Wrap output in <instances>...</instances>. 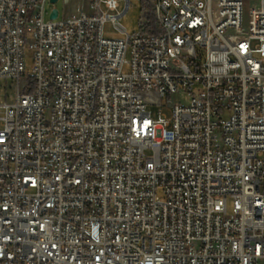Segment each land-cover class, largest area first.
Returning a JSON list of instances; mask_svg holds the SVG:
<instances>
[{
  "label": "built area",
  "instance_id": "2783aa9c",
  "mask_svg": "<svg viewBox=\"0 0 264 264\" xmlns=\"http://www.w3.org/2000/svg\"><path fill=\"white\" fill-rule=\"evenodd\" d=\"M88 1L0 0V264H264V0Z\"/></svg>",
  "mask_w": 264,
  "mask_h": 264
},
{
  "label": "rangeland",
  "instance_id": "374dc122",
  "mask_svg": "<svg viewBox=\"0 0 264 264\" xmlns=\"http://www.w3.org/2000/svg\"><path fill=\"white\" fill-rule=\"evenodd\" d=\"M253 2V1H252ZM250 2V3H252ZM249 3V4H250ZM121 9L120 12H123L125 9V2L123 0H120ZM57 9L59 11V17L55 20V22H62L67 15H72L74 12L71 11L70 7L65 6L64 0H58L56 4H51L50 0H48L46 5V15L45 20L50 21V15L51 12ZM143 9L142 1L141 0H131V7L127 14L121 18L118 22L126 28V31L128 34L133 35L138 31V20L141 14V10ZM103 10L105 13H108V11L103 7ZM248 24V15H245L244 19V26L247 28ZM104 36L106 38L111 39H123L126 37V35L119 33L112 22H106L104 25ZM32 54L29 51L28 48H26V58H27V64L31 65V58ZM13 84L10 82H3L0 81V105H4L6 103H11L13 101L14 97V91H13ZM174 103L182 102L184 104L189 103V98L187 95H176L173 97ZM148 111L151 112V117L153 119H157L160 115L161 108L160 107H149ZM165 114L170 115L169 110H164ZM230 112L224 113L225 118H229Z\"/></svg>",
  "mask_w": 264,
  "mask_h": 264
},
{
  "label": "crops",
  "instance_id": "0c3cea01",
  "mask_svg": "<svg viewBox=\"0 0 264 264\" xmlns=\"http://www.w3.org/2000/svg\"><path fill=\"white\" fill-rule=\"evenodd\" d=\"M89 1L88 0H69L68 4L65 6L70 7L71 11L74 12V14L81 13L82 11H85L88 9ZM69 18V15L66 16V19ZM63 20V21H64Z\"/></svg>",
  "mask_w": 264,
  "mask_h": 264
},
{
  "label": "water",
  "instance_id": "95a60500",
  "mask_svg": "<svg viewBox=\"0 0 264 264\" xmlns=\"http://www.w3.org/2000/svg\"><path fill=\"white\" fill-rule=\"evenodd\" d=\"M57 2L58 0H50L51 4H56ZM58 17H59V11L57 9H54L50 15V21L56 20L58 19Z\"/></svg>",
  "mask_w": 264,
  "mask_h": 264
}]
</instances>
